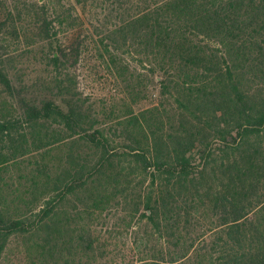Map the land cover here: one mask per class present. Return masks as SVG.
<instances>
[{"label": "trees", "instance_id": "obj_1", "mask_svg": "<svg viewBox=\"0 0 264 264\" xmlns=\"http://www.w3.org/2000/svg\"><path fill=\"white\" fill-rule=\"evenodd\" d=\"M9 2L50 79L0 55V264H95L130 234L123 262L264 264V0ZM87 30L120 107L80 96L61 36Z\"/></svg>", "mask_w": 264, "mask_h": 264}, {"label": "rangeland", "instance_id": "obj_2", "mask_svg": "<svg viewBox=\"0 0 264 264\" xmlns=\"http://www.w3.org/2000/svg\"><path fill=\"white\" fill-rule=\"evenodd\" d=\"M43 2L44 0H34ZM9 0H0V17L5 13V3L8 4ZM10 3V2H9ZM63 41L64 49L66 50L69 58V64L71 65V74L78 82V91L85 105L93 109L94 112H98L101 109L102 100L110 99L117 107L121 106L122 101L126 98L124 90L121 86L116 85L114 82L113 73L106 70L107 58L103 61L97 54L93 41L92 31L87 30L83 32L79 38L78 37H66L61 36ZM83 42V46H78L77 43ZM25 50L23 45L18 41L14 40L11 36H8L6 30H0V55H3L6 59H13L14 64L12 66L11 75L14 76V81L21 85L30 86L32 90L37 91L34 87L40 81H48L50 79L49 70L45 67V64L40 61L39 63L33 64L32 58L28 56H34L35 54L25 55ZM42 58V56H41ZM132 68L135 69L136 62L132 58ZM140 73L145 74L146 71L140 69ZM160 81V79H159ZM160 87L151 84L148 88V98L143 101L142 104L137 105L135 111H139L141 107H148L155 103L157 99L156 96H152V93H159ZM129 101V100H128ZM24 171H22L23 173ZM21 172L17 168H12L8 173H2V176L6 179L13 187L15 184L18 185L17 176ZM9 194V192H6ZM105 234V232H102ZM131 235V234H130ZM130 235H124L117 237L115 240H110L109 243L113 244L112 248L109 250V256H101L97 258V261H93L95 264H127L132 263L135 259L127 262L130 259H126L125 262L120 258L121 252L126 250L124 248V243H127V239L131 238ZM108 233L103 237L107 239ZM11 256L16 255V252L20 250V247L14 243L10 247ZM121 257H124L122 255ZM131 258V257H130ZM132 259V258H131ZM1 264H5L3 261ZM12 264H28V262L23 259H19Z\"/></svg>", "mask_w": 264, "mask_h": 264}]
</instances>
